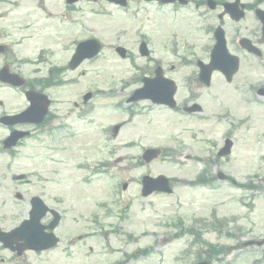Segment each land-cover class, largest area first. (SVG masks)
Masks as SVG:
<instances>
[{"label": "rangeland", "instance_id": "rangeland-1", "mask_svg": "<svg viewBox=\"0 0 264 264\" xmlns=\"http://www.w3.org/2000/svg\"><path fill=\"white\" fill-rule=\"evenodd\" d=\"M23 1L2 0L0 4V28L4 29L3 34H7L4 41L10 42L16 37L10 34V30L16 31L18 22L12 17L19 12L14 8L25 5ZM34 1L32 0V3ZM56 3H58L56 0H51L49 3L44 1L43 5L58 9L60 5L57 6ZM79 6L81 11L69 16V19L77 22L71 24L69 38L96 34L104 43V47L100 51V58L94 62H83L76 70L62 75L64 80L69 77L77 78V84L64 85L61 88L52 87L46 91L52 100L50 110L53 115L49 116L52 119L51 122H65L70 129L68 133H61L59 138H51L49 142L53 148L50 155L55 161L60 162L58 169L62 173L56 175L53 190H69L75 183H82L79 180L80 176L88 177V169L83 172L73 170L72 166L78 161L81 167L84 164L89 166L93 163L92 166L96 171L98 167L101 170L106 168L109 174L99 175L94 174L93 171L90 174V177H93L89 184L74 185L82 190V194L70 195L74 203L61 201L64 205L59 208L65 212H72L64 215L66 221H63L65 225L63 229L65 232L69 231L66 234L67 237L76 234L84 237L75 243L68 240L62 246L65 251L63 253H68L67 257L61 252V255L58 253L55 256L61 257V260L67 259H64L63 264H91L93 259L95 264H106L112 258L115 260L123 258L121 252L126 253L125 260L120 259L122 264H196L202 259L209 261L210 264H264V245L256 248H240L241 243L245 241L264 238V142L262 140L264 99H259L262 103L260 106H254L248 100L245 87L253 77L240 71L239 76L237 75L233 81L239 85V90L236 92L228 89L230 85L227 86L228 88L224 86L223 79L214 81L209 87L211 95L214 96L211 100L208 98L210 102L206 100L201 114L218 113L222 108L220 106L228 104L226 108L230 113L229 117L218 121L215 118L213 120L223 124L200 123L189 116L181 117L174 113L170 115L166 109L150 106L146 102L136 105L139 110L134 109L146 115L134 116L130 112H124L125 108H129V105L123 102L124 97L128 95L129 88L138 84L135 78L127 79L129 81L125 84L121 83L119 78H130L138 74H136L137 67H131L132 62H130V68L126 61H121L117 56L109 54V49L112 47L109 43L115 38L113 33L117 29L127 27L128 21L131 23L130 36L131 40L133 39L130 43L131 48L135 47L134 40L138 39L139 34L147 32L149 34L147 37L155 51L154 55H161L163 48L160 43L165 38L161 25L165 24L164 20L169 15H162L161 12L151 14L152 11H150L148 16L143 15V22L140 23L133 20L131 16L113 11V8L107 6L102 0L81 3ZM60 8L58 12L65 13L64 8ZM55 9L51 11H56ZM93 9L108 12L110 15L97 16L92 13ZM4 11L10 14L5 17ZM187 11L185 10L188 14L186 16L178 14L183 22L179 28L180 32L184 34L183 37L193 33L200 36V31L191 22H195L194 14ZM15 16L17 17V14ZM36 18L40 20L42 16H36ZM44 21H40L35 29H38ZM50 22L52 21L47 20L44 23L48 25ZM245 23L252 24L248 20ZM234 25L236 24L226 22L224 26L227 34L236 28ZM238 26L243 28L241 24ZM49 30L54 36L55 27L51 25ZM35 33L40 32L34 30L33 34ZM123 38L121 37L122 44L129 46ZM64 40L66 39L63 38L62 41ZM47 41V38L43 37L40 42L31 46H47ZM53 41L56 43L54 44ZM57 43L62 42H57L56 38L51 39L49 47L53 52L50 55L53 60H46V67L48 64L64 62L67 53L71 51V48L67 47L68 50L59 52L55 46ZM261 47L263 48L264 44ZM6 50V55L0 62L8 60L10 56L8 53H17L14 47L8 45ZM164 50H167L166 47ZM182 51L188 55L191 49L186 46L182 48ZM23 54L31 56L35 54V51L25 50ZM257 62H261L262 65V76L258 79L264 80V53ZM135 63L138 66L143 62L141 59H136ZM162 64L165 63L162 62ZM181 66V73H177L178 77L190 72L189 69L192 68L187 63H181ZM30 67L23 64L12 68L20 73L26 82H30L29 77L33 76L30 73ZM258 75L259 73H256L255 77ZM175 76L176 74L174 78ZM212 77L213 80L218 78L217 74H213ZM109 87H115L113 93L108 91ZM87 91H92L96 96L91 102L85 103L82 96ZM5 93L8 95L5 101L7 106H10V102L13 106L20 105L16 96ZM184 93L185 91L178 90L175 99ZM121 98L123 100L115 103ZM202 99H205V95ZM199 100L195 99L197 102ZM93 107L94 110L90 112V115L82 117L85 113L82 110L91 111ZM245 114L249 116L248 122L242 125L231 123L238 122L237 118ZM125 119L128 121L122 122L114 133L112 123ZM80 122L94 123L85 126ZM150 122L161 124L152 130ZM227 122L229 125L226 127H231V134L227 136L232 139L233 148L229 156L216 159L213 155L223 139L221 129L227 125ZM100 127L101 130H99ZM190 132H193L194 140H190ZM131 136L135 140V146L125 148L126 139L132 138ZM142 145L143 147L164 145L166 151L161 157H155L151 163L139 162L137 156ZM258 154L262 156L260 159ZM99 160L104 164L99 163ZM199 167L205 168L209 177L207 181L195 180ZM219 172L230 180L219 179L217 175ZM43 174L45 173H40L38 176ZM158 174L171 178L172 193L141 197V177L143 175L155 177ZM123 182L127 183V188L118 194L117 190L120 186L118 183ZM43 187L41 181H38L37 186L35 188L29 186L27 192H37L45 199ZM9 188L11 192H14L10 186ZM0 192L1 198L7 200L5 194L9 197L8 193L3 189ZM51 200L50 195L49 202ZM7 201L10 203L9 200ZM25 204L27 203L22 205L25 206ZM55 204L53 202V205ZM103 205H107L106 209L102 208ZM14 208L19 207L14 206ZM76 210L82 211L88 217L82 224L76 223L77 219L73 213ZM221 222V229L212 228ZM121 239L122 241H119ZM210 244L215 245L218 250L216 253L212 252L213 258L206 257V253L211 252L208 249ZM89 246L90 256L85 257L83 252L88 251ZM142 249L146 250L145 256L140 253ZM136 250L137 252L131 255V251ZM56 257H54L55 260H57ZM31 263L56 264L49 262L46 255L39 256ZM115 263V261L112 262V264ZM10 264L29 263L15 260Z\"/></svg>", "mask_w": 264, "mask_h": 264}, {"label": "flooded vegetation", "instance_id": "flooded-vegetation-1", "mask_svg": "<svg viewBox=\"0 0 264 264\" xmlns=\"http://www.w3.org/2000/svg\"><path fill=\"white\" fill-rule=\"evenodd\" d=\"M132 1V0H129ZM190 6H194V7H198L199 3L198 0H187ZM200 4H203L206 2V0H200L199 1ZM217 3H220L218 0H216ZM152 4L157 5L155 2H152ZM180 4V3H179ZM178 3H169V4H164V5H160L159 7L163 10H175V9H180L181 6ZM245 7L246 9H250L252 6L250 5L249 1H245ZM210 13H213L211 10H209ZM231 22V21H230ZM211 31H213V28H211ZM18 146H20V142L18 143ZM23 256H25V254H27V252L22 253ZM15 256L17 257V255H12V257Z\"/></svg>", "mask_w": 264, "mask_h": 264}, {"label": "water", "instance_id": "water-1", "mask_svg": "<svg viewBox=\"0 0 264 264\" xmlns=\"http://www.w3.org/2000/svg\"><path fill=\"white\" fill-rule=\"evenodd\" d=\"M30 99H31V101H33L32 98H30ZM227 151H228V148H227ZM227 151L224 149V150L221 152V154H226ZM143 182H144L143 193H145L144 190L147 188V185H148V188H147V191H146V192H148L149 189H151L153 186H155L156 184H153L154 182H158V184H159L160 186L165 187V181H164L163 178H158V179H156L154 182L151 181L150 179H147V178H146V179H144ZM148 193H149V192H148Z\"/></svg>", "mask_w": 264, "mask_h": 264}]
</instances>
